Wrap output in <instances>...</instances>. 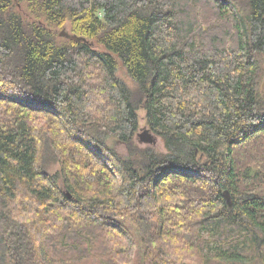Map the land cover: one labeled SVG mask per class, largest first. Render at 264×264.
Returning <instances> with one entry per match:
<instances>
[{
  "label": "trees",
  "instance_id": "obj_1",
  "mask_svg": "<svg viewBox=\"0 0 264 264\" xmlns=\"http://www.w3.org/2000/svg\"><path fill=\"white\" fill-rule=\"evenodd\" d=\"M14 1L0 264H264V0Z\"/></svg>",
  "mask_w": 264,
  "mask_h": 264
},
{
  "label": "rangeland",
  "instance_id": "obj_2",
  "mask_svg": "<svg viewBox=\"0 0 264 264\" xmlns=\"http://www.w3.org/2000/svg\"><path fill=\"white\" fill-rule=\"evenodd\" d=\"M19 0H15L14 1V10L13 11H16L18 12L23 18H25L26 20H30V21H34V17L30 15L29 11L26 10L27 9V5L24 1H21L20 3L18 2ZM39 21V20H38ZM44 20L43 19H40V21L38 23H44L43 22ZM45 24V23H44ZM53 32L56 33V35H58L61 31L65 30V32L67 33H70L69 31V27L67 26H63V27H60V28H52ZM59 36V35H58ZM95 46V45H94ZM96 48H99L98 46H96ZM264 71V70H263ZM118 75L120 76V78L125 81L126 83L130 84L129 82V79L127 77V74L126 72L119 68L118 69ZM261 86H263V88L261 87V89L264 90V72H263V79H262V82H261ZM139 114V121H140V124H139V129H138V133H141V131L143 129H146V126H145V121H143L142 117L144 115V112L142 110H140L138 112ZM264 137L259 141L261 145H264ZM135 140L137 141L138 138H137V135L135 136ZM138 143V142H137ZM110 144L116 149V151L122 156H125L127 154V151H126V147H124V145L122 144H116L114 141H110ZM140 147H142L143 145H139ZM153 147H155L157 150H164V146H162V141L161 139L159 138H156L154 144L152 145ZM239 153H241V150L239 151ZM252 155H254V157L256 156V149L252 151ZM242 162V161H241ZM245 163V162H244ZM243 163V164H244ZM247 164V163H246ZM59 166L56 165V164H51L49 166V170L54 172L56 170H58Z\"/></svg>",
  "mask_w": 264,
  "mask_h": 264
},
{
  "label": "water",
  "instance_id": "obj_3",
  "mask_svg": "<svg viewBox=\"0 0 264 264\" xmlns=\"http://www.w3.org/2000/svg\"><path fill=\"white\" fill-rule=\"evenodd\" d=\"M58 35L60 38L69 39L71 41H77V42L84 41L85 42V39L77 37L76 35L68 34L67 32H65V30L61 31ZM261 90L264 96V90L263 89ZM137 138H138L137 140L138 144L143 145V146H148V145L152 146L156 140V137L148 129H143L141 133L137 132ZM66 195L68 196V198H70L69 194H66ZM222 195H223L226 207L231 209L232 208L231 194H229L228 190H226L222 193Z\"/></svg>",
  "mask_w": 264,
  "mask_h": 264
}]
</instances>
